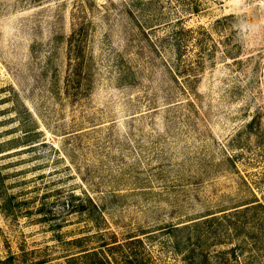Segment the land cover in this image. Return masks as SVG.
Masks as SVG:
<instances>
[{
  "label": "rangeland",
  "instance_id": "374dc122",
  "mask_svg": "<svg viewBox=\"0 0 264 264\" xmlns=\"http://www.w3.org/2000/svg\"><path fill=\"white\" fill-rule=\"evenodd\" d=\"M0 181V264H264V0H0Z\"/></svg>",
  "mask_w": 264,
  "mask_h": 264
},
{
  "label": "trees",
  "instance_id": "16d2710c",
  "mask_svg": "<svg viewBox=\"0 0 264 264\" xmlns=\"http://www.w3.org/2000/svg\"><path fill=\"white\" fill-rule=\"evenodd\" d=\"M3 185H4V182L2 183V181H0V207L2 206V207H4V205H5V210H6V208H9V210H11V208H21L20 207V203L17 201L18 200V196L17 195H15V194H13V193H9V195L6 193V190H5V188L3 187ZM5 190V191H4ZM78 199V198H77ZM79 200V199H78ZM1 201H2V204H1ZM17 201V205H16V202ZM43 205H47V204H43ZM42 205V206H43ZM63 205H64V211L65 212H72V211H74V207H76V205H75V203L72 201V200H69V201H65L64 203H63ZM16 206H18V207H16ZM78 206V205H77ZM1 207V208H2ZM45 209H47V210H50L51 208H45ZM4 210V209H3ZM47 213H49V214H52V215H54V216H56V215H60L61 213H58V212H56V211H53V209H52V211L50 210V211H48V212H46V214ZM57 213V214H56Z\"/></svg>",
  "mask_w": 264,
  "mask_h": 264
}]
</instances>
